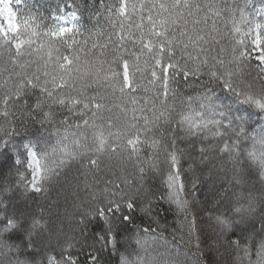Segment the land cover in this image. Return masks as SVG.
I'll return each mask as SVG.
<instances>
[{
  "label": "snow or ice",
  "instance_id": "snow-or-ice-1",
  "mask_svg": "<svg viewBox=\"0 0 264 264\" xmlns=\"http://www.w3.org/2000/svg\"><path fill=\"white\" fill-rule=\"evenodd\" d=\"M259 2L0 0V264H264Z\"/></svg>",
  "mask_w": 264,
  "mask_h": 264
},
{
  "label": "trees",
  "instance_id": "trees-1",
  "mask_svg": "<svg viewBox=\"0 0 264 264\" xmlns=\"http://www.w3.org/2000/svg\"><path fill=\"white\" fill-rule=\"evenodd\" d=\"M26 2L29 8L44 16L49 21L54 20L57 15L68 16L72 12H76L80 29L85 37L88 36L89 30H94V26L96 25V15H94V13L99 0H26ZM256 6H260L259 0H256ZM77 38L79 39L80 37L78 36ZM162 216L166 217V220L163 222L167 224L164 235L169 240H172L173 226L175 224L174 218L167 212L162 213ZM203 222L204 221H201V223ZM207 232L209 236L212 234L211 227H208ZM176 243L179 245L178 238ZM179 246L190 253L196 252L194 247L185 245ZM200 259L204 260L205 264H226V262L231 259V255L228 253H216L205 250V254L200 256ZM110 264H116L115 256L110 258Z\"/></svg>",
  "mask_w": 264,
  "mask_h": 264
}]
</instances>
